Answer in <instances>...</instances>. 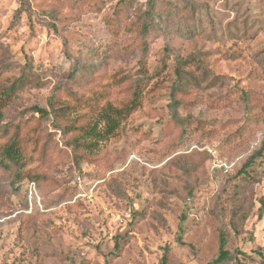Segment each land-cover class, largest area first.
<instances>
[{
  "label": "rangeland",
  "instance_id": "374dc122",
  "mask_svg": "<svg viewBox=\"0 0 264 264\" xmlns=\"http://www.w3.org/2000/svg\"><path fill=\"white\" fill-rule=\"evenodd\" d=\"M263 198L264 0H0V264H264Z\"/></svg>",
  "mask_w": 264,
  "mask_h": 264
},
{
  "label": "trees",
  "instance_id": "16d2710c",
  "mask_svg": "<svg viewBox=\"0 0 264 264\" xmlns=\"http://www.w3.org/2000/svg\"><path fill=\"white\" fill-rule=\"evenodd\" d=\"M127 111H129L128 108H126V112ZM35 113L40 114L41 116H45L47 114L46 110L40 108H35ZM3 156L16 164L20 163L21 161V154L14 144H10L4 148ZM260 205L261 207L259 210L260 211L264 210V198L260 201ZM225 246H226V240L223 235H220L218 254H217V258L214 260L215 263H221L228 258L229 252L225 249ZM162 261L165 262V259L163 258Z\"/></svg>",
  "mask_w": 264,
  "mask_h": 264
}]
</instances>
